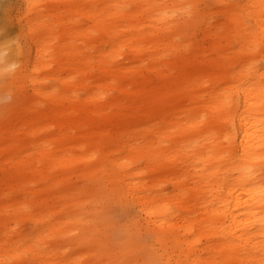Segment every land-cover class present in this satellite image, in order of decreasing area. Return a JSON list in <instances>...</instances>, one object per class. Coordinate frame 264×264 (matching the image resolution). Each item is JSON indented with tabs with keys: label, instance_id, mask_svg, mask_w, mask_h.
I'll return each mask as SVG.
<instances>
[{
	"label": "bare ground",
	"instance_id": "1",
	"mask_svg": "<svg viewBox=\"0 0 264 264\" xmlns=\"http://www.w3.org/2000/svg\"><path fill=\"white\" fill-rule=\"evenodd\" d=\"M141 1L145 6L130 12L123 0H65L57 21L39 11L27 16L25 68L14 76L15 101L0 117V264H53L48 255H65L58 240L69 226L82 234L92 223L99 228L76 239L92 253L90 264H153L160 259L147 249L153 233L175 264H264V0H244L240 17L228 19L241 46L226 52V61L186 54L180 30H144L139 14L156 12L162 22L167 7ZM187 1L197 3L173 4ZM245 15L256 29H242ZM86 18L101 34L94 54L81 24L68 31ZM122 18L131 37H151L149 74L141 69L148 58L140 48L129 63L120 61L125 45L115 38L125 31ZM58 24L65 47L51 51L49 35ZM171 49L177 54L168 59L163 52ZM138 69L141 78L129 76ZM182 160L177 172L173 164ZM148 173L150 180L140 178ZM174 174L179 183L193 179L192 189L175 183L169 196ZM127 197L145 223L133 224L126 240L108 236L110 205L81 222L87 203L95 208ZM173 203L184 209L181 218ZM58 217L68 222L51 223ZM26 219L37 222L31 233L21 229Z\"/></svg>",
	"mask_w": 264,
	"mask_h": 264
},
{
	"label": "rangeland",
	"instance_id": "2",
	"mask_svg": "<svg viewBox=\"0 0 264 264\" xmlns=\"http://www.w3.org/2000/svg\"><path fill=\"white\" fill-rule=\"evenodd\" d=\"M159 1L161 7H167L165 12L166 15L164 16V20L162 22H159V20L155 19L156 12L149 14V12L147 11L141 12L139 14L138 17L140 19L138 21L142 20L144 22V30L154 31L156 34H159L164 29H168L170 27L172 28V30H180L178 44L180 45V47H182V49L186 50V54H191L197 51L199 54L200 52L205 53V57L211 58V60L216 61L219 57H221L222 61H226L224 54L229 50H234V48H238L241 46L240 41L234 38L235 34L228 25V19L230 17L239 16L238 14L241 13L240 9L245 3L244 0H196V5H193L191 2L187 1L186 3L180 6H175L173 4V2H176L177 0ZM30 2V10L27 15L25 14V10L27 7L26 0H0V29L3 30V34L0 35V41L13 39L17 36H22L25 39L22 42L25 43L26 50L27 48H29V39L26 36V34L28 35V19L34 18L38 11L40 13H43V15H46L47 19L52 21H57L58 17L55 18V16H60L63 14L62 6L60 5H63V2H65V0H30ZM54 2L56 3L55 7L52 6ZM234 3L236 5H239V7L231 8L230 5H235ZM122 4L127 5L130 12H133L136 7L143 8V6H145V2L141 0H123ZM164 4L165 6H162ZM149 16L153 17L149 18ZM261 17L264 19V12L263 16ZM218 22L221 23L218 25ZM242 23L243 30L250 29L251 27L253 29H256L253 20L248 15H245L243 17ZM120 24L125 26L126 21L124 20V18L121 19ZM70 25L71 26H68V31H71L70 33L74 32L75 29H78L79 26L91 33V36L93 37V43L91 44V46L94 48L90 49L89 51L93 50L92 53L94 54L95 50H98L100 48L101 44L98 40V37H100L101 34L98 31L92 32L93 25L89 19H78L76 23H72ZM63 26L64 25L58 24L56 28V33L49 35L50 40H48V48H50L51 51H62L65 47L64 41L66 34L63 31ZM124 29L125 31H121V38H115V40L123 41L125 45L123 54L120 57V61L124 64L129 63V61H131V57L136 54V49L140 48L142 50V53H145L148 58L147 64L143 63L142 67L144 68L141 69L143 70L144 74H149V68L147 67L148 65H150V57L155 53V47L151 41V37H143L144 35L141 37H131L132 35H130V30H127L126 26L124 27ZM37 31L40 32V29L37 28ZM260 31L261 30H258L257 32L261 33ZM227 36H230L231 38L229 41H227L226 39ZM81 42H83V47L88 44L86 41L82 40L79 42V45H81ZM218 50L220 54L217 53ZM163 53H167L168 59L172 58V56L177 54L174 49L166 50ZM78 58H80V54H78ZM46 59L48 62H51L50 56H47ZM258 64H261L260 61L258 62ZM127 65L128 67L135 66V64L132 63ZM55 67L56 63H52V68ZM140 73L141 71L139 69L134 70L132 73L129 74V76L141 78ZM13 82L14 77L8 82V84L16 92L17 90ZM49 82L53 83L54 81L50 80ZM212 84L215 83L212 82ZM11 106L8 108V111L10 110ZM173 165H176L178 172V169L180 171H183V168H185L186 164L182 160L177 163H174ZM138 166L141 170L146 167V164L144 161H141ZM190 171L191 173H193V167L190 168ZM140 178L150 180V174H144ZM169 180L171 181L168 184L166 183L168 187L169 196H173L176 192L175 183L177 184V187L181 186L186 189H192L195 183L193 179H187L185 177L182 178L180 183L176 182L177 179L175 174L170 175ZM85 182V180H81L79 178L77 185L82 188L86 185ZM110 201L111 202L106 203L107 201L104 200L101 203H98L95 208H91V206L87 203L86 210L84 211L85 214L82 216L81 222L83 223L92 220L95 217L94 215L96 211L101 212L104 206L110 205L109 208L111 211L110 215H112L111 222L113 226L112 229L109 231L108 236L113 237L114 239L118 237L123 239L125 238L123 234H129L128 229H132L134 226L133 224H135L136 222H142V224L145 223L144 214L140 211V207L131 197H127L121 201ZM170 206L172 207L173 215L179 217L183 216L184 209L181 208L179 204L173 203ZM72 207L78 208V205L72 204ZM177 220L180 221V219ZM67 222L68 219L65 217H58L57 219L51 221V223H59L61 224V226H64L63 223ZM76 226V224L69 226V232L67 233V235L69 234L71 236L70 238H68L66 235L65 237H62L58 240L60 247H62L63 252H65V255L58 256L54 252H51L50 255H48L49 260L53 264H59L60 261L66 262L68 259L75 260V264H90L91 262L95 261L92 253L88 250V248L84 246H78L76 239L77 237H82L84 234L90 236L94 232V230L99 228L100 225L98 226V224L92 223V227L87 229V231L82 234L76 231ZM36 227L37 222L32 219H26V221L23 222V224L21 225V229L29 231V233H31V231ZM151 228L154 227L151 226ZM71 239H73V241H70ZM147 249L149 252L154 253L160 258L153 264H175L174 259H170L169 256L166 255L163 256V252L161 251L162 249L157 243V235H155L154 233L152 235V238L148 239ZM161 255L163 256V258H161Z\"/></svg>",
	"mask_w": 264,
	"mask_h": 264
},
{
	"label": "clouds",
	"instance_id": "3",
	"mask_svg": "<svg viewBox=\"0 0 264 264\" xmlns=\"http://www.w3.org/2000/svg\"><path fill=\"white\" fill-rule=\"evenodd\" d=\"M2 34L3 30L0 29V35ZM24 40L22 36H17L0 41V117L7 116L8 108L15 101V90L8 82L25 68V63L21 60L25 55ZM242 172L247 176L250 169L244 168Z\"/></svg>",
	"mask_w": 264,
	"mask_h": 264
}]
</instances>
